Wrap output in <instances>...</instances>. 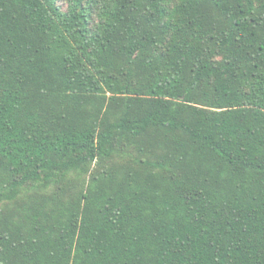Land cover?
Masks as SVG:
<instances>
[{
	"label": "trees",
	"instance_id": "obj_1",
	"mask_svg": "<svg viewBox=\"0 0 264 264\" xmlns=\"http://www.w3.org/2000/svg\"><path fill=\"white\" fill-rule=\"evenodd\" d=\"M0 264H264V0H0Z\"/></svg>",
	"mask_w": 264,
	"mask_h": 264
}]
</instances>
